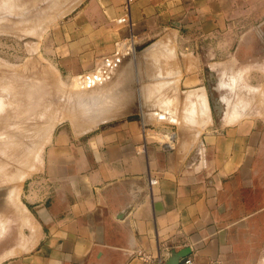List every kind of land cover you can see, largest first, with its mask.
Wrapping results in <instances>:
<instances>
[{"label": "crops", "instance_id": "obj_1", "mask_svg": "<svg viewBox=\"0 0 264 264\" xmlns=\"http://www.w3.org/2000/svg\"><path fill=\"white\" fill-rule=\"evenodd\" d=\"M184 2L81 0L69 12L72 18L61 26L65 32L76 35L60 43L56 57L65 63L71 59L74 64L67 68L68 72L81 73L113 55L117 43L128 42L133 50L143 52L152 45L154 33L168 29L163 27L164 21L180 17ZM201 4L192 0V7L204 17L196 32L208 39L194 43L177 41V49L218 48V32L225 30L226 25L243 26L242 21L226 23L221 18L238 17L246 13L244 8H250V0L233 3L227 9H218L213 0ZM255 8L258 15L262 14L257 26L262 29L257 31L264 37V0H258ZM124 15L126 22L119 23ZM253 29L252 26L240 31L244 35L237 41L239 52L235 61L249 68L257 67L262 75L258 76L257 89L245 86L244 72L222 76L220 87L250 92L263 107L264 41L251 44L248 35ZM165 40L154 47L171 50L174 55L163 49L164 54L175 59L172 42ZM164 42L166 46H162ZM245 49L260 51L256 56H246ZM187 57L185 66L181 61L175 73L164 77L158 70L155 80L144 84L143 96L152 103L143 101L139 107L141 110L144 105H155L159 99L156 95L167 86L166 95L176 96L185 106L177 113L175 99L158 104L171 111L176 122L155 125L146 122L142 115L115 116V104L104 109L98 105L103 112H97L96 122L92 120L95 126L92 124L85 131L73 132L63 125L54 128L44 146L39 168L31 181L23 184L24 207L30 216L24 225L33 227L29 239L32 245L7 257L2 264H142L135 251L157 256L165 249L178 252L185 248L195 264H241L246 255L235 243L240 239L236 225L246 223L256 239H264V115L262 119L248 117L238 109L244 107L239 101L224 98L225 109L218 119L216 111L210 108V85L206 87L197 71V58ZM231 76L241 84H228ZM117 89L107 93L100 89L99 104L107 102V96L115 101L120 95ZM128 108L129 113L137 110L130 104L117 111L126 112ZM106 111H111L110 116ZM191 120L194 140L174 141L186 147L170 149L173 140H159L171 135L176 138L177 125ZM173 125L177 127L176 133L172 131ZM259 255L261 259L256 264H264V254Z\"/></svg>", "mask_w": 264, "mask_h": 264}, {"label": "rangeland", "instance_id": "obj_2", "mask_svg": "<svg viewBox=\"0 0 264 264\" xmlns=\"http://www.w3.org/2000/svg\"><path fill=\"white\" fill-rule=\"evenodd\" d=\"M2 1L6 5L10 3L9 5H11L12 7L15 5L16 8H11V6L9 5H8L9 7H7L3 3H1ZM9 1L10 2L8 3L7 0H0V89H1L0 90V167H1L0 173L4 174L6 172L9 173L11 171H12L11 173H13L18 167V163L16 161H18L20 164L23 161L22 160L20 162L21 159L25 160L26 158L27 160H29L28 156L30 150H33L35 145H37L35 144L36 140L39 143L40 140L43 141L41 135H43L44 138L43 132H45L46 134L47 130L49 129V126L51 124L53 125V123L54 125L49 134H52L56 126H61V125L67 126L70 130L74 132L75 130L74 127H76L74 125L76 123L79 124L86 123L88 122V120L94 119L96 117L98 105L107 108L109 105L116 104L117 108L120 107L124 108L129 106L130 104H133L137 109L135 112L123 113L121 115L130 116V117L141 116L142 114L141 111H144V109H148L151 107L150 105L147 106L144 105L142 109L139 110V107L141 106V104H143V101H145L147 104L150 103L148 100H145L143 96L144 84L146 85L150 81L155 80V75L158 70L164 75V77L171 75L172 73H175L176 71L175 69L180 68L181 61L184 62V66H185L188 58L187 55L188 56L193 55L194 57L197 58L196 60V66L198 69L197 71L204 78L206 87L208 88L210 85L211 93L213 95L212 101L216 99L217 101L220 102L221 108L225 109V102L222 101V99L230 98L231 101H233L234 103L239 101L240 105L244 106L242 109L240 108L238 109L244 111L245 114L248 115V117H252L253 119H256L258 116H261V119L263 118L264 106L262 107L259 103H257L255 96H251L250 93L245 91H238V90L230 91L229 89L220 87L223 85L222 84L223 82L221 83L220 80L221 79L224 80L222 76L232 73L239 75L240 73L244 72L243 82L245 86L254 90L257 89L258 76L259 75L262 76L256 70L257 67L251 65V67L249 68L247 65H243V64L240 65L239 63H237V61H235V59L238 57V54L236 53L238 51L237 41L240 39L242 35H244L243 31L240 32L241 30H245L247 27L253 26L254 29L252 30V33L248 35V40L251 42L252 45H256L257 44L256 41L258 42L264 41L263 35L259 33V31H257L262 29V26H260L257 29L258 24L261 22L260 18L262 17V14L258 15V10L255 8L256 4L258 3V0H254V1L250 0L249 10L247 11L244 8L243 12L246 13L243 14L240 13L241 15H239L238 17L230 18V15H227L226 17L221 18V20H223L226 23L229 21H237L238 24H240L241 23L240 21H242L241 24L243 26L240 27V26L226 25L225 30H221L220 32H218L216 34V46H218V48L209 49V48L189 47V48L177 49L175 46V42L177 41L181 43L183 42L194 43L195 41L202 42L208 39L205 37L204 34L196 32L199 30V27L202 21L204 20V17L198 15L200 13L196 11L195 8L192 7V0H185L184 2L185 9L181 10L180 17L179 18L174 17V19L170 17L167 23L164 21L162 25L163 27H168V29L164 30L163 32L154 33L152 45L147 50H143V52H141V50L138 48L137 49L135 48L134 50L132 48L133 54L132 53L131 54L134 56L130 57L131 59L129 58L130 61H128L129 59L126 60V62H124L121 65L122 67L121 66L119 67L118 69L119 72H117L116 75L114 76L112 84L101 88V92L106 91L107 93L110 90L111 91L116 90L119 85L121 86V88L120 89L118 88L117 90L120 91V95L116 97L115 101L114 100L111 101L112 99L110 100V97H105V99H107V102H101V104H99L98 102V100L102 99L101 92L100 91L95 92L96 90H94V91H90L89 94V91L88 92H84L82 90L80 91L79 87H77L74 81V77L93 72L97 67V65H99V63L101 64L103 60H98L96 64L92 67V69L88 71L81 73H70L68 72L69 69L67 70V68L73 67L72 64H74V61L69 59L70 60L69 63H65V61L61 62L59 61V57H56L57 52L55 50L60 45V43H64V41L68 36L70 37L72 35H76V33L65 32V30H63L61 26L66 25L67 24L66 21L69 18H72L73 14H69V12L71 13L72 8H74L81 0H74L75 2L73 0H69V1L63 0L64 3L61 2V0L59 1L43 0V2L42 0H40V3H38L39 0L37 2L36 0H9ZM49 1L51 2L49 3ZM200 1L202 2L201 5L206 4L208 2V0H199V2ZM19 2L22 4H20ZM53 2H55V4ZM236 2L240 4L241 2L244 3V0H238V1L236 0ZM236 2H234V0H213V3L217 5L218 9L221 8L227 9L228 6H232L233 3ZM15 3L16 4L19 3V4L16 5ZM67 3H69V5L73 3L74 5L72 4L69 6ZM1 4H3L4 6ZM38 4L40 5V7ZM51 4L53 8L50 6ZM20 5H22L21 7H23L21 10H20L21 8ZM61 5L62 6L66 5L65 8L67 9L69 7L72 8L70 11H69L70 8L68 9L67 11L68 13L67 12L60 13L61 10H57V7H60ZM44 7L46 9L48 7L52 9L48 8V10H45ZM53 9L56 10L58 13H60L61 17L56 18L55 15L56 11L54 12ZM49 10L51 11L53 10V12H51L54 13L52 16ZM45 11H48L50 14ZM64 11H66V9H64ZM41 12L47 13L45 14V16L49 14L48 17L47 16L44 17L43 13ZM40 14H42L43 17H41ZM60 15L57 14V16ZM36 17H38L39 19ZM41 18L42 19L45 18V20H47L46 18H48V22L50 24H47L46 26L45 25L40 26L41 22L42 21L44 22V19L42 20ZM46 22L47 21H45V24ZM193 23L195 24V26L192 25ZM9 26L10 27L13 26L11 27L12 28L11 30ZM24 27L26 28L24 29ZM38 27H43L44 31H42L41 28L38 33L37 30L39 29ZM195 27H198V29H194ZM21 29L24 31H21ZM26 30L29 32L28 34ZM176 30H179V32H176ZM40 31L42 32L40 33ZM167 38L173 44V48L175 51V59L164 54L162 49H156V47H154V45L157 44L159 41L160 42L164 41ZM224 44H229V46L231 47L225 48L223 47ZM117 51H118V47H117ZM243 51H244L243 55L256 56L259 53L260 49H245ZM145 53L146 56L144 55ZM67 61L68 60H66V62ZM187 66L188 65H186V67ZM185 70L187 71V68ZM210 75L212 76L214 81L211 80ZM163 79L166 80V78ZM227 82L228 84L230 83L231 85L241 84L239 79H237L234 76H231L230 81L228 80ZM125 85H127V87L124 88L123 86ZM108 86H110L111 88H109ZM122 87L124 88V90L122 89ZM167 88L168 87L165 86L164 88L161 89L159 95H156V97L157 96L159 97L156 104H158L162 100H167L171 98L175 99V106H174L175 110L177 111V113H181L183 110L182 108L183 103H180V101H178V98L176 96L175 97L167 96L166 95ZM82 93H84L83 96ZM98 93L99 95H97ZM12 95L14 96L12 97ZM90 95L91 97H89ZM11 98L13 99L11 100ZM86 98H87L86 100L87 105L84 104L85 103L84 99ZM47 106L49 109L46 108ZM43 107H45V110ZM93 110L95 116L93 115ZM128 110L130 109L128 108ZM88 111H90L92 114L90 112L88 113ZM38 112L40 113V115L41 114L43 115H41L40 117L37 116L39 115ZM88 116L89 117L91 116V118H89ZM218 116L219 114H216L217 118ZM41 117L43 119H39ZM146 122L155 125L160 124V123H155L154 121H146ZM192 123H193L192 120L190 122L189 121L181 122V125H177L178 128L176 127V125H173V130H172L173 132L175 131L177 132L176 128L179 129L178 130L179 133L175 132L176 138H174L171 135V138L161 137L159 138V140L163 143L173 140V143H169L170 149L171 148L176 149L177 147L178 148L186 147L185 144L183 143L176 144L174 143V141L194 140V138L192 137L194 133V129L189 127V125ZM45 128H47V130ZM44 129L45 131H43ZM79 131H85V129ZM76 132H78V130ZM49 137L48 139H46V142L43 143V145L41 146L42 149L40 148L36 153L37 155H35L34 157L36 159V160L34 159L36 163L33 161L35 164L32 163L30 169L27 170L26 173L21 178H19L20 180L16 179L15 183L13 184L9 176L8 179H5V177L7 175H10L11 173L10 174L6 173L7 175L0 174L2 175V177H4L2 178L0 176V181L3 179L5 182L4 183L2 180L1 183L2 185L0 184V258H1L0 264H2L3 260L6 259L7 257L20 254L21 252L28 250L32 245V240L29 239L32 236L33 227L24 225L23 222L24 220L26 221L25 218L23 220V217L26 218L30 217L26 208L24 207L26 204L22 197L23 184L28 181H31L34 172L39 168L44 146L49 141ZM31 146L33 147L31 148ZM199 146L200 145H197V149L199 148ZM26 149L27 151H29L28 153ZM26 153L28 156L26 155ZM23 156H25V158H22ZM27 160H25L21 164L25 163ZM2 167L4 170L2 169ZM14 167H16L15 170ZM19 168L20 167H18L17 170H19ZM5 170L6 172H4ZM6 180H10L12 184H10L9 181L6 182ZM17 180L21 182L18 183L19 181ZM15 184L20 186L18 187ZM14 187L15 188L18 187L16 188L17 191L15 190L17 193L14 191L15 189ZM11 194H13L12 195L13 197H11ZM14 194L17 195L14 196ZM14 197L16 198L15 200L18 201L17 203L20 204L21 206L16 204V202L14 201ZM12 200L14 203L12 202ZM19 211L26 212L27 216L26 215L23 216V214H21L23 212L20 213L21 214L20 216ZM20 218L23 221L22 220L20 221ZM3 221H4L3 223L4 226L2 224ZM236 228L238 229V233L236 234V236L240 239L235 243L241 247V250H243L244 254L246 255L245 259L240 260V263L256 264V261L261 259L260 258L261 256L259 254L261 255L264 254V239H260V240L256 239L255 238L256 234L251 232V229L246 223L236 225Z\"/></svg>", "mask_w": 264, "mask_h": 264}, {"label": "bare ground", "instance_id": "obj_3", "mask_svg": "<svg viewBox=\"0 0 264 264\" xmlns=\"http://www.w3.org/2000/svg\"><path fill=\"white\" fill-rule=\"evenodd\" d=\"M38 0H36V2H37ZM52 1H54V0H52ZM55 1H57V0H55ZM59 1V0H58ZM67 1V0H66ZM65 1V2H66ZM69 1V0H68ZM74 1V0H73ZM7 2L9 3L10 1L9 0H7ZM42 2H43V0H42ZM41 2V3H42ZM51 1H49V3H50ZM61 2H63L64 3V1L63 0H61ZM60 2V3H61ZM75 2V1H74ZM73 2V3H74ZM1 3H3L4 4V2L2 1ZM20 3V2H19ZM19 3H15L16 5H18ZM34 3V2H33ZM32 3V4H33ZM38 3H40V0L38 1ZM54 4H55V2H53ZM52 3V4H53ZM70 3H71V1H70ZM72 3V4H73ZM3 4H1V5H3ZM10 4V3H9ZM9 4H4L5 6H7V7H9V6H11V5H9ZM14 4V3H13ZM12 4V5H13ZM20 4H22V3H20ZM35 4V3H34ZM43 4V3H42ZM48 4V3H47ZM52 4L50 5L51 7H52ZM57 4V3H56ZM62 4V3H61ZM66 4V3H65ZM68 5H69V3H67ZM72 4H70V5H72ZM75 4V3H74ZM73 4V5H74ZM77 4V3H76ZM3 5V6H4ZM9 5V6H8ZM39 5V4H38ZM49 5V4H48ZM69 5V6H70ZM22 5H20V7H21ZM55 6V5H54ZM57 6V5H56ZM66 6V5H65ZM65 6L63 5H61L60 7H57V10H61V12L60 13H63V12H67L68 11V9L70 8H65ZM19 7V6H18ZM19 7V8H20ZM39 7H40V5H39ZM45 7H46V4H45ZM44 7V9L45 10H48V8L46 9ZM61 7H63V8H61ZM6 8V7H5ZM11 8H16L15 7V5L12 7L11 6ZM11 8H9V9H11ZM23 7H21L20 8V10L22 9ZM53 8V7H52ZM52 8H49V9H52ZM58 8H60V9H58ZM72 8V7H71ZM71 8L69 9V11L71 10ZM54 9H55V7H54ZM53 9V10H54ZM62 9H63V11H62ZM64 9H66V11H64ZM73 9V8H72ZM53 10L51 11V10H49V12L51 13V12H53ZM23 11V10H22ZM56 10H54V12H55ZM5 12V11H4ZM45 12H48V11H45ZM43 13V12H41V13H43V15H44V17H48V15L50 14L49 12V14L48 15H46L45 16V14H47V13ZM57 12V11H56ZM55 12V15H56V18L58 17H61V15H60V13H56ZM68 13V12H67ZM21 14V13H20ZM54 13H51V16L53 15ZM57 14L58 15H60V16H57ZM22 15V14H21ZM43 15L42 14H40V16L41 17H43ZM24 16H27V15H24ZM31 16V15H30ZM39 16V15H38ZM39 16V17H40ZM62 16H63V14H62ZM36 18H38V17H36ZM52 18V17H51ZM55 18V17H54ZM26 19H27V17H26ZM39 19V18H38ZM42 19V18H41ZM44 19V22H43V24H42V22H41V25L40 26H46L47 24H50L49 22H48V18H46L47 20H45V18H43ZM42 19V20H43ZM49 19H50V17H49ZM52 20V19H51ZM56 20V19H55ZM54 20V21H55ZM3 21H4V19H3ZM12 21V20H11ZM45 21H47L46 22V24H45ZM53 21V20H52ZM16 22V21H15ZM14 22V23H15ZM39 22V21H38ZM51 22V21H50ZM28 23V22H27ZM40 23V22H39ZM23 24H24V22H23ZM22 24V25H23ZM16 25V24H15ZM20 25V24H19ZM19 25H17V26H19ZM26 25V24H25ZM29 25V24H28ZM16 26V27H17ZM21 26V25H20ZM33 26V25H32ZM32 26H30V27H32ZM38 26H39V24H38ZM10 27V26H9ZM11 27H13V26H11ZM10 27V30L12 29ZM29 27V26H28ZM34 27H35V25H34ZM36 27H37V25H36ZM8 28V27H7ZM20 28H22V27H20ZM26 27H24V29H25ZM39 29H37L38 30V33H39V30L42 28V31H44L43 30V27H38ZM34 29H36V28H34ZM34 29H33V31H34ZM2 30V29H1ZM7 30V29H6ZM18 30V29H17ZM16 30V31H17ZM37 30H36V32H37ZM4 31V30H3ZM21 31H24V30H22L21 29ZM20 31V32H21ZM27 31V30H26ZM42 31H40V33L42 32ZM19 32V33H20ZM35 32V33H36ZM29 32L27 31V34H28ZM35 35V34H34ZM168 39V38H167ZM165 40V42L166 41H168V40ZM163 42V41H162ZM165 42L163 43V45L162 46H166L167 44H165ZM167 43H169V42H167ZM160 44H162L161 42H160ZM165 44V45H164ZM126 45V46H125ZM169 45V44H168ZM117 47H118V51H117V55H113V56H110V57H107V59L106 60H104V61H102L101 62V64L99 63V65H97V67L95 68V70L93 71V72H91V73H87V74H84V75H79V76H76V77H74V81H75V83H76V85H77V87H79V89H80V91L82 90V91H84V92H88L89 91V94H90V91H94V90H96L95 92H97V91H99V89H101L102 87H104V86H107V85H110V84H112L113 82V78H114V75L117 73V72H119L118 71V69H119V67L124 63V62H126V60H128L130 57H132L131 55L133 54L132 53V47H131V45H130V43H128V42H120L119 44L117 43ZM164 49V48H163ZM162 49V50H163ZM168 49H170V48H168ZM172 49V48H171ZM165 51H166V49H164ZM164 50H163V52H164ZM173 50V49H172ZM171 51V50H170ZM170 51H166L167 52V54L170 52ZM172 52V51H171ZM132 53V54H131ZM172 54H173V52H172ZM171 54V55H172ZM168 55H170V53L168 54ZM174 55V54H173ZM122 67V66H121ZM14 74V73H13ZM20 74V73H19ZM121 74V73H120ZM15 78V77H14ZM120 80V79H119ZM8 85V84H7ZM1 90V89H0ZM119 91V90H118ZM10 92V91H9ZM75 92V91H74ZM115 92H116V90H115ZM78 93H80V92H78ZM78 93H77V95H78ZM94 93V92H93ZM118 93V92H117ZM116 93V94H117ZM147 93V92H146ZM248 93H250V92H248ZM255 93V92H254ZM10 94V93H9ZM96 94V93H95ZM94 94V95H95ZM76 95V94H75ZM84 95V93H82V96ZM97 95H99V93L97 94ZM112 95V94H111ZM118 95V94H117ZM133 95V94H132ZM150 95V94H149ZM258 95H259V93H258ZM257 95V92H256V96H258ZM6 96V95H5ZM14 95H12V97H13ZM70 96H72V95H70ZM80 96H81V94H80ZM87 96V95H86ZM112 96H114V95H112ZM152 96V95H151ZM253 96H255V95H253ZM38 97V96H37ZM88 97V96H87ZM89 97H91V95L89 96ZM94 97V96H93ZM92 97V98H93ZM102 97V96H101ZM108 97V96H107ZM149 97V96H148ZM80 98V97H79ZM256 98V97H255ZM260 98V97H259ZM13 98H11V100H12ZM91 99V98H90ZM100 99V98H99ZM150 99H152V98H150ZM155 99V98H154ZM153 99V100H154ZM34 100V99H33ZM82 100H83V98H82ZM85 100V103L84 104H86L87 105V103H86V100H87V98L86 99H84ZM204 100V99H203ZM89 101V100H88ZM95 101V100H94ZM101 101V100H100ZM150 101V100H149ZM92 102V101H91ZM90 102V103H91ZM96 102V101H95ZM206 102V101H205ZM17 103V102H16ZM94 103V102H93ZM152 102H150V104H151ZM156 103V102H155ZM24 104V103H23ZM37 104V103H36ZM164 104V103H163ZM4 105H5V103H4ZM9 105H11V104H9ZM13 105V104H12ZM167 105V104H166ZM173 105V104H172ZM201 105V104H200ZM151 107L150 108H148V109H144V111H141L142 112V117L144 118V120H147V121H154V122H176V118L174 117V114H172L171 113V111L169 112L167 109H165V108H163L160 104H153V105H150ZM167 106H169V105H167ZM185 106V105H184ZM14 107V106H13ZM84 107V106H83ZM170 107V106H169ZM201 107H202V105H201ZM44 108V110H45V107H43ZM46 108H48V106L46 107ZM56 108V107H55ZM54 108V109H55ZM69 108V107H68ZM121 108V107H120ZM173 108V107H172ZM207 108V107H206ZM49 109V108H48ZM71 109V108H70ZM96 109V108H95ZM103 109H104V107H103ZM119 109V108H118ZM47 110V109H46ZM101 111V109H97V112L98 111ZM115 110H116V113L114 114L115 116H117V115H119V114H123V113H126V112H128V109H127V111L125 112V111H117V107H115ZM114 110V111H115ZM171 110V109H170ZM48 111V110H47ZM47 111H46V113H47ZM71 111V110H70ZM91 111V110H90ZM90 111H88V113L90 112ZM114 111H112V113H114ZM45 112V111H44ZM50 112V111H49ZM92 112V111H91ZM90 112V113H91ZM96 112V111H95ZM103 111H101V112H98V114H100V113H102ZM107 113H108V111H106ZM111 112V111H110ZM110 112L108 113V116H110ZM12 113V112H11ZM43 113V112H42ZM87 113V114H88ZM107 113H106V115H107ZM111 113V114H112ZM129 113V112H128ZM38 114L39 115H37V116H41V115H43V114H41L40 115V113L38 112ZM76 114V113H75ZM81 114V113H80ZM84 114V113H83ZM92 114V113H91ZM51 115H52V113H51ZM73 115V114H72ZM93 115H94V110H93ZM113 115V116H114ZM71 116V115H70ZM95 116V115H94ZM176 116V115H175ZM11 117V116H10ZM32 117V116H31ZM52 117V116H51ZM89 117V116H88ZM93 117V116H92ZM103 117V116H102ZM101 117V118H102ZM206 117V116H205ZM75 118V117H74ZM89 118H91V116L89 117ZM106 118V117H105ZM180 118V117H179ZM203 118V117H202ZM208 118V117H207ZM39 119H43L42 117L41 118H39ZM62 119V118H61ZM87 119V118H86ZM99 119H100V117H99ZM88 120V119H87ZM92 120H93V122H94V119H90V120H88V122H86V123H82V124H79V123H76V121H75V125L74 126H76V127H74L75 128V131H77L78 130V132H82V131H79V130H86V129H88L90 126H92V124L95 126V122H96V120H95V122L93 123L92 122ZM45 121V120H44ZM47 121V120H46ZM49 121H51V120H49ZM83 121V120H82ZM99 121V120H98ZM105 121V120H104ZM203 121V120H202ZM102 122V121H101ZM53 123V122H52ZM204 123V122H203ZM46 124V123H45ZM78 124V125H77ZM181 124V123H180ZM33 125V124H32ZM53 125H54V123H53ZM53 125L51 124L50 126H49V129L47 130V128H45L46 130H47V132H46V134H45V132H43L44 133V138H43V135H41L42 136V139H43V141L42 140H40V143L36 140V142H35V144H37V145H35V144H33V145H35V147L33 148V150H30V153H29V156L27 155V153L29 152V151H27V149H26V151H27V153H26V155L29 157V160H27L26 158H25V156H23L22 158H25V160H27L25 163H23V164H21L22 162H24L25 160L24 159H21L20 160V164H21V166H20V164H19V162L18 161H16L17 163H18V167H20L19 168V170H17V165H16V167H14V170H15V168H16V170L14 171L13 169V173H11V172H6V170L4 171V172H6V173H8V174H10V175H7L6 173H0V174H3V175H7L6 177H5V179H8V176L10 177V179H11V181L13 182V184L15 183V181H16V179H19V178H21L25 173H26V171L27 170H29L30 169V167L32 166V163H34L35 161H34V157H35V155H37L36 153L38 152V150L41 148L42 149V145H43V143H45L46 142V139H48V137H49V133H50V131H51V129H52V127H53ZM20 126V125H19ZM48 126V125H47ZM15 127V126H14ZM93 127V126H92ZM7 128V127H6ZM45 129L43 130V131H45ZM77 129V130H76ZM11 130V129H10ZM17 130V129H16ZM15 130V131H16ZM26 133V132H25ZM42 133V134H43ZM29 136V135H28ZM26 137V136H25ZM40 137V136H39ZM40 139V138H39ZM27 141V140H26ZM42 141V142H41ZM9 142V141H8ZM38 142V143H37ZM32 145V144H31ZM33 146H31V148H32ZM5 148V147H4ZM30 148V149H31ZM22 149V148H21ZM4 150V149H3ZM25 151V150H24ZM24 153V152H23ZM14 157V156H13ZM21 157V156H20ZM36 160V159H35ZM4 161V160H3ZM34 161V162H33ZM36 163V162H35ZM34 163V164H35ZM16 164V163H15ZM33 164V165H34ZM1 168V167H0ZM2 169H3V167H2ZM1 169V170H2ZM10 169V168H9ZM4 170V169H3ZM3 172V171H2ZM28 173V172H27ZM1 177H2V175H0ZM2 178H4V177H2ZM1 178V179H2ZM23 179V178H22ZM3 180V179H2ZM2 180L0 181V184L2 183ZM20 180V179H19ZM19 180H17V181H19ZM7 181H9L10 182V180H6V182ZM3 182H4V180H3ZM12 182H10V184H12ZM21 181H19L18 183H20ZM5 183V182H4ZM2 185V184H1ZM4 185V184H3ZM16 185V184H15ZM16 186H20V185H16ZM18 187H16V188H18ZM15 188V187H14ZM16 188L14 189V191L16 190ZM13 191V192H14ZM17 191V190H16ZM15 191V192H16ZM17 193V192H16ZM13 194H11V197H13L12 196ZM17 194H14V196H16ZM10 197V196H9ZM16 198L14 197V201L16 202V204H18L17 202L18 201H16L15 200ZM9 201V200H8ZM12 202H13V200H12ZM14 203V202H13ZM12 205V204H11ZM19 206H21L20 204H18ZM18 206V207H19ZM23 208V207H22ZM17 212V211H16ZM21 212H23V211H19V215L21 216V214H23V216L24 215H26L27 216V214H26V212H23V213H21ZM21 213V214H20ZM19 216V217H20ZM24 218L27 220V218L26 217H23V220H24ZM3 220V219H2ZM22 219L20 218V221H21ZM22 220V221H23ZM23 222H26L27 223V221H23ZM4 223V221L2 222V224ZM26 225V224H25ZM3 226H4V224H3ZM32 226V225H31ZM3 229H4V227H3ZM24 234V233H23ZM28 244V243H27ZM27 244H26V247H27ZM24 247V246H23ZM21 249V248H20ZM18 251V250H17ZM23 251V250H22ZM9 253V252H8ZM12 253V252H11ZM10 254V253H9ZM7 256V255H6ZM4 257H5V255H4ZM0 260H1V258H0Z\"/></svg>", "mask_w": 264, "mask_h": 264}, {"label": "built area", "instance_id": "obj_4", "mask_svg": "<svg viewBox=\"0 0 264 264\" xmlns=\"http://www.w3.org/2000/svg\"><path fill=\"white\" fill-rule=\"evenodd\" d=\"M127 20V15H124L122 18L118 20L119 23H125ZM119 44V43H118ZM126 46V45H125ZM113 55H117V46L116 50ZM107 58H103L102 60H106ZM154 183V181L151 182V184ZM170 255V250L165 249L163 252L159 253L157 256H151L145 252L142 251H135V256L137 259L140 260L142 264H165L166 260L168 259ZM179 264H195L193 259L188 255L184 258H182L179 261ZM210 264H221L220 261H214Z\"/></svg>", "mask_w": 264, "mask_h": 264}, {"label": "water", "instance_id": "obj_5", "mask_svg": "<svg viewBox=\"0 0 264 264\" xmlns=\"http://www.w3.org/2000/svg\"><path fill=\"white\" fill-rule=\"evenodd\" d=\"M263 40H264V37H263ZM210 78H211V80L214 81V79L212 78L211 75H210ZM210 108L213 111H216V114H220L222 112V108L220 106V102L217 101L216 99L212 101V96L211 95H210ZM189 254H190V251L187 248L182 249V250H180L178 252L171 251L168 259L165 262V264H179V261L182 258L188 256Z\"/></svg>", "mask_w": 264, "mask_h": 264}]
</instances>
